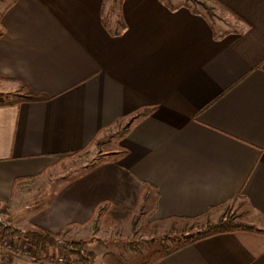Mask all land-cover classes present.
<instances>
[{
	"label": "crops",
	"instance_id": "0c3cea01",
	"mask_svg": "<svg viewBox=\"0 0 264 264\" xmlns=\"http://www.w3.org/2000/svg\"><path fill=\"white\" fill-rule=\"evenodd\" d=\"M168 2L179 0H0V205H31L27 227L9 223L64 236L106 201L138 210L157 194L159 220L239 194L264 226V0H216L210 18ZM5 78L52 97L3 104L16 89ZM149 107L115 149L48 181ZM3 254L0 264L32 263ZM156 264H264V233L216 232Z\"/></svg>",
	"mask_w": 264,
	"mask_h": 264
},
{
	"label": "trees",
	"instance_id": "16d2710c",
	"mask_svg": "<svg viewBox=\"0 0 264 264\" xmlns=\"http://www.w3.org/2000/svg\"><path fill=\"white\" fill-rule=\"evenodd\" d=\"M216 2V0H215ZM170 3V2H168ZM178 5H187L196 12H202L208 18L213 16V7L206 1L201 2L202 7H198L196 4L189 5L188 3L171 4V8H175ZM124 26V24H123ZM118 32V30L114 31ZM8 81L16 84L15 94L7 97L3 104H15L20 102H35L45 101L52 96L45 92L32 88L25 80L21 78H5ZM152 112V108H143L139 110L126 124L123 125L120 131L115 132L118 140H120L130 129L136 121L141 120ZM95 144L100 146L106 143L108 139L103 137L95 138ZM90 147V146H89ZM88 148V147H87ZM84 148L82 151H85ZM79 153V152H77ZM147 194H144L141 198V206L147 201ZM238 201L236 210H231V204ZM150 203L145 206L142 213L149 218L157 205V194L150 199ZM144 206V205H143ZM102 208L103 224L106 228H112L121 225L123 222L131 219L133 221L134 210L127 207L125 204L119 201H106L98 208ZM224 210V211H223ZM223 211L217 220L211 219L212 214ZM253 207L249 201L242 195H235L230 201L219 204L217 206H211L205 213L193 216V217H172L170 227L166 230L165 236L171 240V243H167L164 246L153 250L149 256L138 264H156L165 256L182 249L196 240L222 231H234V230H249L259 233H264V226L259 225L253 218ZM8 214V203L1 204L0 207V230L4 236H10L16 239L26 240L32 247L31 257L35 262H41L42 260L57 262V258H61V264H74L80 261H84L88 256L92 257L93 252L86 250L87 242L85 240L68 239L62 236L61 232L53 233L41 226L35 225L32 229H21L15 225L9 223L4 216ZM199 223L202 219H204ZM92 220V219H91ZM165 220H156L153 223L147 222L148 225L159 226L160 223ZM198 227L196 224H198ZM52 251L56 253V256L52 255ZM1 255V252H0ZM4 258L10 260V254H3ZM74 257V258H72ZM103 261L106 264H127L122 256L113 251H107L102 256Z\"/></svg>",
	"mask_w": 264,
	"mask_h": 264
},
{
	"label": "rangeland",
	"instance_id": "374dc122",
	"mask_svg": "<svg viewBox=\"0 0 264 264\" xmlns=\"http://www.w3.org/2000/svg\"><path fill=\"white\" fill-rule=\"evenodd\" d=\"M202 1H206L209 5L213 6L212 11L215 15L219 14L220 8L213 0H179L180 3H188L189 5L196 4L198 7H202ZM13 84H7L8 91L10 89V85L16 86V84ZM3 86L4 84L0 82V92L6 89V86L4 88ZM14 94V89H11L10 92L5 94V97H10ZM124 124H126V122ZM124 124H122V127ZM122 127L119 128L118 131H120ZM114 133L115 132H109V134L105 136V138L108 139L106 143H103L100 146L96 144L91 145L85 151L72 155L69 158L62 159L59 166L53 169L51 174L52 180H48L47 178L39 180H44L43 184L46 185L47 182L45 180L51 181L52 183L54 181H60L61 179L67 178L70 175L74 176L77 173L83 172L87 166L92 165L93 162L101 157V155L116 148L117 144L115 143V138L117 135ZM51 183H49V185H51ZM25 184L31 191L28 192V198H30V196L35 193L34 190L36 187V180L30 179ZM237 204L238 201L231 204L230 211L234 212L237 208ZM145 206L146 205L141 206L138 210H134L132 215L133 221L129 219L121 225L112 228H106L104 226L102 218L103 210L100 207L95 211L93 218L88 225L76 227V229L66 232L63 236L64 238L85 240L87 242L86 250L93 252L92 257L87 255L84 261L74 264H106L101 258L107 251L119 253L127 264H138L146 259L153 250L160 248L167 243H171V240L164 235L166 230L170 227L171 220L163 219L165 222L160 223L159 226L148 225L147 222L155 224L154 222L156 220L151 218V216L150 218H146V215L142 213ZM30 207L31 205L26 209L22 206V208L16 209L13 213H10L8 205V214H6L4 218L6 220L10 219L13 222L19 221L18 223L21 227H27ZM223 211L212 214L211 219L217 220ZM204 220L205 218L199 223ZM199 223L196 224L197 227ZM51 253L56 256L54 251ZM28 257H31V254L28 255ZM30 260L32 261L31 264H57L56 262L46 260H42L41 262H35L32 258Z\"/></svg>",
	"mask_w": 264,
	"mask_h": 264
},
{
	"label": "built area",
	"instance_id": "2783aa9c",
	"mask_svg": "<svg viewBox=\"0 0 264 264\" xmlns=\"http://www.w3.org/2000/svg\"><path fill=\"white\" fill-rule=\"evenodd\" d=\"M0 252L10 255L20 254L28 256L32 252V247L26 240L4 236L0 230ZM56 260L57 264L61 263L60 257H58Z\"/></svg>",
	"mask_w": 264,
	"mask_h": 264
}]
</instances>
